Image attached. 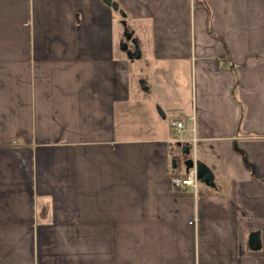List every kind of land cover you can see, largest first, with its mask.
Returning <instances> with one entry per match:
<instances>
[{"label": "crops", "instance_id": "0c3cea01", "mask_svg": "<svg viewBox=\"0 0 264 264\" xmlns=\"http://www.w3.org/2000/svg\"><path fill=\"white\" fill-rule=\"evenodd\" d=\"M116 1L164 100L103 0H0V264H264V0Z\"/></svg>", "mask_w": 264, "mask_h": 264}, {"label": "water", "instance_id": "95a60500", "mask_svg": "<svg viewBox=\"0 0 264 264\" xmlns=\"http://www.w3.org/2000/svg\"><path fill=\"white\" fill-rule=\"evenodd\" d=\"M108 6L112 7L114 10L119 11L123 16L122 25L124 26V37L125 39L121 41V48L126 51L128 58L130 60L139 59L142 57V49L140 45L139 38L134 35V31H131L128 26V21L126 17V13L123 9L120 8L119 3L116 0H103ZM129 42L134 45V48H129ZM141 86L145 91H150V87L146 84L144 79L140 80ZM159 113L165 117L166 114L164 110L159 106ZM177 146L180 147V155L174 157L173 165L176 166L177 163H183L186 168V172H189L192 167L195 166L197 168V176L198 179L215 189L217 187L215 174L212 168L202 159H195L193 156V146L190 141H177ZM249 245L253 250H260L262 247V241L260 237V232L255 231L250 234L249 237Z\"/></svg>", "mask_w": 264, "mask_h": 264}, {"label": "rangeland", "instance_id": "374dc122", "mask_svg": "<svg viewBox=\"0 0 264 264\" xmlns=\"http://www.w3.org/2000/svg\"><path fill=\"white\" fill-rule=\"evenodd\" d=\"M121 47V46H119ZM117 51L121 54V51L117 49ZM145 57H149L150 60H145L144 58L134 59V60H128L130 65H132V73L133 76L136 78L138 76H144L142 79L146 81V84L149 86V84L153 85V90L151 92H146V95L148 97H155L156 95L162 97L161 99L164 100V95L166 92L159 90V88L167 89L168 86V80L169 77L160 76L159 78L156 77L155 73H153L154 70H156L152 64L156 63L154 61L153 55L148 54ZM147 79H146V78ZM183 77H180L179 80L182 81ZM185 79V78H183ZM187 80V78H186ZM185 80V82H186ZM140 81V80H139ZM188 81V80H187ZM149 83V84H148ZM184 83V82H183ZM182 86V83H181ZM162 91V92H161ZM161 92V93H160ZM168 94V93H167ZM168 96H171L168 94ZM157 106H161V104H157ZM163 108V107H162ZM170 115H168V119L170 120Z\"/></svg>", "mask_w": 264, "mask_h": 264}, {"label": "built area", "instance_id": "2783aa9c", "mask_svg": "<svg viewBox=\"0 0 264 264\" xmlns=\"http://www.w3.org/2000/svg\"><path fill=\"white\" fill-rule=\"evenodd\" d=\"M191 119H194V116H192ZM172 127L178 134L189 129L184 120H174L172 122ZM194 158L197 159L196 157ZM201 184L202 182L197 176L196 163L189 172L180 173L174 170L170 176L171 187L183 193L192 192L194 195H197L200 191Z\"/></svg>", "mask_w": 264, "mask_h": 264}, {"label": "flooded vegetation", "instance_id": "af4514ba", "mask_svg": "<svg viewBox=\"0 0 264 264\" xmlns=\"http://www.w3.org/2000/svg\"><path fill=\"white\" fill-rule=\"evenodd\" d=\"M130 45H131V42H130Z\"/></svg>", "mask_w": 264, "mask_h": 264}]
</instances>
